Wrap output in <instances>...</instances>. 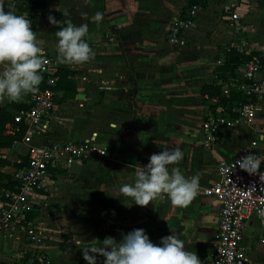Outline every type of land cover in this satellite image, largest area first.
Instances as JSON below:
<instances>
[{"label": "crops", "instance_id": "crops-1", "mask_svg": "<svg viewBox=\"0 0 264 264\" xmlns=\"http://www.w3.org/2000/svg\"><path fill=\"white\" fill-rule=\"evenodd\" d=\"M40 1L46 9L27 18L38 17L32 26L43 54L58 62L54 34L59 28L50 24L49 15L60 22L88 24L94 53L85 63L58 62L62 69L76 73L77 94L66 99L60 91L45 138L95 142L108 151L103 159L75 163L66 169L69 172L61 171L45 193L40 216L34 220L47 240L41 251L50 264H87L81 249L92 240L111 236L119 241L121 233L144 229L159 244L174 231L187 251H195L202 264H210L220 207L205 196L204 189L218 181L221 163L232 161L253 142L264 155V97L253 127L227 131L207 148L201 130L207 107L203 90L215 81L221 83L218 63L224 62L225 49L239 39L264 56V0H209L176 45L169 43L167 35L192 0ZM239 6L243 19L234 22L231 15ZM97 12L103 13L101 22L92 19ZM236 97L232 92L225 107H238ZM8 104L0 98V108ZM169 146H179L184 154L175 166L188 177L200 176V190L192 203L179 207L156 199L141 207L118 194L119 185L133 182L138 166H146L151 155ZM24 152L16 154L13 147L1 150L0 158L11 165L0 166V172L15 178L20 171L15 165L23 163ZM6 191L0 188V199ZM22 240L0 236V264H21L11 252L37 250ZM244 246L251 264H264V220H253ZM97 260L103 264L104 258Z\"/></svg>", "mask_w": 264, "mask_h": 264}, {"label": "built area", "instance_id": "built-area-1", "mask_svg": "<svg viewBox=\"0 0 264 264\" xmlns=\"http://www.w3.org/2000/svg\"><path fill=\"white\" fill-rule=\"evenodd\" d=\"M18 1L12 0L14 8L29 2L24 0L19 4ZM207 1L198 0L200 4L192 7L186 15L178 17L168 33L170 44L176 45L183 41ZM241 8L237 7L231 15L234 22L242 21ZM24 16L30 17L27 14ZM232 50L250 59L237 70L234 80L219 84L220 97L204 96L207 107L201 130L207 148H212L221 134L227 131L253 127L258 117L259 102L264 97V56L255 55L243 39L226 48L227 52ZM43 55L46 62L41 69L43 80L39 89L19 100L27 109L15 113L14 123L7 126L6 132L12 137L24 134L21 140L15 142L13 151L16 154L25 151L24 157L28 159L27 166L15 175V180L20 183L19 189L4 192L0 199V236L11 241H19V237H22L24 245L37 248L36 251L18 250L16 259L21 264H50L45 252L40 249L47 241L43 229L34 220L31 221L28 215L40 208L45 193L50 192L59 173L72 164H84L108 156L107 149L95 142L69 143L45 138L61 98L57 91L61 67L54 57ZM223 64V61L219 62L218 66ZM43 83L46 88H42ZM232 92L241 93L244 102L230 109L229 105L225 107L222 100H230ZM215 105H218L217 109H213ZM249 154L262 155L257 142L241 151L232 161L221 163L218 181L204 189L205 196L216 200L220 207L219 227L210 264H251L250 252L244 243L253 220H264L257 215V208L264 207V167L261 164L256 174L240 169L236 161ZM253 187L256 191H250ZM29 254H32L31 258L27 257Z\"/></svg>", "mask_w": 264, "mask_h": 264}, {"label": "clouds", "instance_id": "clouds-1", "mask_svg": "<svg viewBox=\"0 0 264 264\" xmlns=\"http://www.w3.org/2000/svg\"><path fill=\"white\" fill-rule=\"evenodd\" d=\"M103 18V13L97 12L92 19L101 22ZM48 19L50 24L59 28L54 34L58 62L81 64L93 57L88 24L76 25L71 20L60 22L52 15ZM41 44L31 20L18 14L8 0H0V98L16 102L38 91L43 80L41 69L46 62ZM183 158L179 146H169L154 153L146 166L135 169L133 182L118 186V194L134 201L132 205L141 207L156 199H167L173 206L187 207L199 193L200 176L188 177L175 166ZM262 162L264 155L249 154L236 164L249 174H256ZM250 191L256 190L253 187ZM257 215L264 218V207L257 208ZM121 236L119 241L109 236L102 241L88 242L81 249L84 260L87 264H98L99 256L104 258L103 264H202L197 253L187 251L174 231L159 244L153 243L144 229H134L127 234L121 233Z\"/></svg>", "mask_w": 264, "mask_h": 264}, {"label": "trees", "instance_id": "trees-1", "mask_svg": "<svg viewBox=\"0 0 264 264\" xmlns=\"http://www.w3.org/2000/svg\"><path fill=\"white\" fill-rule=\"evenodd\" d=\"M209 0L207 1L205 6L208 4ZM200 4L198 0H192L189 4L188 10H190L195 5ZM46 9L45 2H42L40 0L31 1L28 3H24L20 9H18V14L24 15L27 14L29 16L40 14L42 11ZM187 13L185 12V15ZM33 31H35V28L32 26ZM255 55H259V53H254ZM250 57L241 55L235 50H232L231 52H225L224 53V64L220 67H218L217 75L219 82L227 83L231 80H234L236 78L237 70L244 65ZM76 76V73L73 71H70L68 69H62L59 72L60 82L59 86L57 88V91H63L65 92V98L66 99H73L76 97L77 94V86L74 81ZM42 88H46L45 84H42ZM237 94L236 98H233L234 100H239L240 104L244 102V98L241 93L235 92V95ZM209 95L211 98L220 97L221 95V86L217 84L215 81L212 85H207L203 90V96ZM223 104H225V100H222ZM226 105V104H225ZM231 107L230 109H232ZM27 109V107L16 101V102H9V104L6 107L0 108V151L3 149H10L14 146L15 142L22 139L24 136L23 133L19 134L17 137L8 136L6 134L7 132V126L11 123H14V115L16 112ZM28 164V159L25 158L22 164H16L15 166L22 170L24 169ZM11 165L10 162L5 161L0 158V166H6ZM20 187V183L15 180L14 177L11 175H7L0 172V188L8 190V191H16ZM40 216L39 211H33L28 215V218L33 221L36 218ZM28 258H31L32 255H28Z\"/></svg>", "mask_w": 264, "mask_h": 264}, {"label": "rangeland", "instance_id": "rangeland-1", "mask_svg": "<svg viewBox=\"0 0 264 264\" xmlns=\"http://www.w3.org/2000/svg\"><path fill=\"white\" fill-rule=\"evenodd\" d=\"M23 1H24V0H19L18 3L20 4V3H22ZM25 1H30V0H25ZM8 2H9L11 5H13V4H12V0H8ZM206 6H207V5H206ZM206 6H205L204 8H206ZM14 9H15V8H14ZM18 9H20V6H18V7L15 9V11H16L17 13L19 12ZM188 11H189V10H187L186 13H188ZM40 14H42V13H40ZM40 14H39V15H40ZM39 15H37V16H39ZM37 16L31 18V22H32V24L35 23V19L38 18ZM167 38H168V35H167ZM168 41H169V38H168ZM56 45H57V44H56ZM44 47H45V46H44ZM225 52H226V49H225ZM65 171L69 172V170H65ZM67 177H68V178H71V177H70V174H68ZM42 205H43V204H42ZM47 222H49V221H47ZM11 254H12V259H13V258L16 259L15 257L17 256V254H15L14 252H11Z\"/></svg>", "mask_w": 264, "mask_h": 264}]
</instances>
